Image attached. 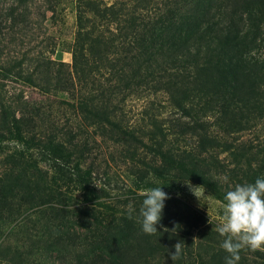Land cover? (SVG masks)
Returning <instances> with one entry per match:
<instances>
[{"label":"trees","instance_id":"trees-1","mask_svg":"<svg viewBox=\"0 0 264 264\" xmlns=\"http://www.w3.org/2000/svg\"><path fill=\"white\" fill-rule=\"evenodd\" d=\"M14 1L9 16L28 17L32 0ZM52 1L53 15L62 0ZM73 1V35L61 45L70 63L51 58L52 41L26 54L28 71L22 61L4 71L66 92L77 127L38 121L0 94V263L225 264L224 237L186 185L224 206L228 190L264 176V138L219 134L264 122V0ZM141 98L132 119L126 104ZM101 144L124 165L123 194L96 185L100 169L110 174L94 157ZM159 186L169 199L147 235L138 210ZM239 254L238 264H264V250Z\"/></svg>","mask_w":264,"mask_h":264},{"label":"rangeland","instance_id":"rangeland-1","mask_svg":"<svg viewBox=\"0 0 264 264\" xmlns=\"http://www.w3.org/2000/svg\"><path fill=\"white\" fill-rule=\"evenodd\" d=\"M54 2L52 0H32L29 4L30 15L28 17L24 18L18 12L11 18L8 13L15 7L16 1L0 0V94L14 101V105L17 107L26 109L25 113L33 115L38 121L45 120L48 123L54 122L62 127L68 125L71 129L73 127L75 129L77 127V115L67 105V102L72 99L66 92L43 93L37 88L29 86L23 78L16 76L14 72L16 68L13 69V72L9 71V74L4 75V71L12 68V65L16 63L15 61H22L23 70L28 71V63L22 60L26 54L41 47L44 48L48 42L52 43V41H56L58 46L50 54L51 58L60 57L64 63H70V53L64 50L65 47L61 49V45L64 41L69 42L73 35L75 22L74 1H57L59 4L58 6L54 4L52 15L48 8ZM147 100L141 98L128 101L126 104L128 115L132 119H137L142 109L147 105ZM32 106H38L40 110L30 109ZM219 134L225 140L234 143L255 144L258 140L264 138V122L257 124L250 130L230 135ZM96 140H99V138L96 137ZM2 145H5V142ZM3 149L0 150L3 151ZM107 151L116 152V150L107 149L104 144H101L96 156L94 155L101 167L104 166V161L107 160L110 173L106 177L102 174L103 170L100 169L96 174V185L109 189L108 193L113 195L123 194L125 189L130 187L124 174V165L116 158L114 159L115 163L111 161ZM185 196L195 208L205 213L213 223L218 224L221 221L224 206L214 199L206 188L201 185L187 183Z\"/></svg>","mask_w":264,"mask_h":264},{"label":"clouds","instance_id":"clouds-1","mask_svg":"<svg viewBox=\"0 0 264 264\" xmlns=\"http://www.w3.org/2000/svg\"><path fill=\"white\" fill-rule=\"evenodd\" d=\"M168 194L161 186L153 187L143 193V200L138 210L141 230L147 235L157 231L156 225L162 218ZM224 214L216 225L217 233L224 237L220 247L228 254L225 264H238L240 250H264V176H258L253 183L236 184L223 197ZM136 211L131 204L127 212L131 218ZM180 254L179 243L171 259Z\"/></svg>","mask_w":264,"mask_h":264}]
</instances>
